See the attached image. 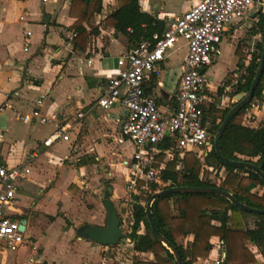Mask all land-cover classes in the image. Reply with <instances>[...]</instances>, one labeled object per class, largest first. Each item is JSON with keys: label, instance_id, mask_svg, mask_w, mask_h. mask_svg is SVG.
<instances>
[{"label": "crops", "instance_id": "0c3cea01", "mask_svg": "<svg viewBox=\"0 0 264 264\" xmlns=\"http://www.w3.org/2000/svg\"><path fill=\"white\" fill-rule=\"evenodd\" d=\"M70 1L0 0V102L8 100L13 105V109L0 113V164L15 166L26 156L32 157L31 173L20 182L9 209L13 217L26 220V243L16 251H0V264H33L30 257L45 264L153 261L154 253L134 250L128 236L133 223L134 196H140L141 191L127 189L133 144L127 138L117 141L125 111L118 106L112 109L95 106L101 86L118 68V56L130 47L127 37L116 33L105 20L117 8V0H100L99 10L82 22L88 33L84 50L74 47V37L68 39L75 20L69 15ZM138 1L143 12L163 20L166 26L197 0ZM230 25L237 23L229 24L226 31ZM25 31L29 32L28 36ZM236 49L233 52L241 61ZM173 53L160 63L159 74L145 82L148 94L162 112L173 111L176 105L174 92L181 60L172 66L168 59ZM248 64L246 61L241 69ZM211 84L215 91L213 81ZM39 98H42L41 104L36 103ZM35 107L44 116L68 117L72 122L69 139L44 145L55 122L42 123L32 118L24 123L17 117ZM78 112L84 115L76 118ZM252 113L256 119L250 115L248 126L263 125L264 108L258 110L257 107V113L253 110ZM157 148L156 165L161 163L165 167L166 162L176 156V169L182 168L180 159L184 153L163 149L160 145ZM200 161L199 177L206 170L207 180L218 186L227 174L225 167ZM139 184L143 183L140 181ZM167 184L162 180L161 185L156 184L155 191ZM143 191L150 189L147 187ZM251 191L261 195L264 187L257 185ZM104 194H109L121 218L122 239L111 246L95 244L75 233L84 223L105 225L106 211L101 203ZM146 201L138 199L144 207ZM169 214L178 216V211L174 208ZM241 220L243 227L237 229L255 226L253 215L244 214ZM211 224L220 225L216 220ZM227 228L235 229L230 223ZM136 233H145L142 222ZM192 240L193 235L187 234L178 237L176 242L188 248ZM209 244L207 257H199L191 264H216V260L222 264L225 256L223 240L219 235H213ZM33 245L37 249H32ZM244 246L257 264H264V255L258 246L250 241ZM161 255L165 256V253Z\"/></svg>", "mask_w": 264, "mask_h": 264}, {"label": "built area", "instance_id": "2783aa9c", "mask_svg": "<svg viewBox=\"0 0 264 264\" xmlns=\"http://www.w3.org/2000/svg\"><path fill=\"white\" fill-rule=\"evenodd\" d=\"M258 10L260 12L253 16ZM263 11L264 0H197L168 21L161 32L155 31L151 39L130 46L118 56V68L101 86L95 106L103 109L118 106L125 111L117 141L122 142L123 138H127L134 147L129 163L128 190L142 191L148 184H162L160 175L164 165H156L155 155L158 153L157 146L166 138L170 139L176 152H190L200 160L205 159L213 139L210 129L212 120L207 119V114L215 103L208 70L221 53L227 26L250 20L258 27ZM24 34L28 36L29 32L25 31ZM75 35L76 32L71 31L68 39ZM181 48H184V56L179 65V81L174 92L176 105L173 111L162 112L155 99L146 93L145 82L159 74L160 63L170 53ZM262 93L264 95V90ZM41 102L42 98L36 100L37 104ZM261 103L255 107L264 108V101ZM7 109H13L12 103L8 100L0 102V113ZM83 115L78 112L76 118ZM250 115H244V125H249ZM17 117L24 123L32 118L42 123L49 120L55 122L54 130L43 141L44 145L69 139L72 122L68 117L59 118L56 114L44 116L37 107L17 114ZM31 162L29 155L15 166L0 164V251H16L26 243L20 220L13 217L9 209L20 182L31 173ZM140 181L143 184H139ZM32 249H37V246L33 245ZM29 260L33 264H45L36 257ZM219 262L216 260V264Z\"/></svg>", "mask_w": 264, "mask_h": 264}, {"label": "trees", "instance_id": "16d2710c", "mask_svg": "<svg viewBox=\"0 0 264 264\" xmlns=\"http://www.w3.org/2000/svg\"><path fill=\"white\" fill-rule=\"evenodd\" d=\"M100 8V0H71L69 15L75 17L72 30L76 32L73 38V45L81 50L85 49L88 33L83 27L82 22L87 21L94 12ZM74 12H78L76 15ZM106 22L116 33L127 37L130 46L144 40L151 39L152 34L161 32L165 28L163 20L153 17L140 8L138 0H117V8L107 17ZM264 15H260L259 27L263 32ZM259 52L253 54L249 64L238 80L236 92H247L255 72L259 65L262 42L257 44ZM242 59L243 55L236 49ZM243 67V63H239ZM264 90V70L260 81L255 88L253 98L257 102H262ZM149 93V89H146ZM218 95L222 96V87L218 88ZM235 104V103H234ZM221 110V117L218 123L212 118L210 127L213 136L228 110L234 105ZM250 104V103H249ZM247 104L241 108L229 121L224 128L220 140L219 148L221 154L230 160L248 161L260 167L264 173V124L257 128L243 124V117ZM218 111L212 106L208 114ZM212 147L207 153L204 163L207 165L224 166L227 174L223 181L214 185L207 180L208 171L203 170L199 177L202 162L194 154L185 152L180 159L182 168L176 169L177 158L174 156L167 161L161 172V179L169 186H214L229 191L242 203L250 207L264 209V192L261 195L253 193L251 190L257 185L264 187L261 178L252 170L244 167H234L222 163L214 150L213 139ZM163 149H171L172 144L166 138L160 144ZM159 158L162 155L158 156ZM149 192H140V196H134L136 201L132 205L133 223L128 234L133 242L136 251H152L153 261H134L133 264H176L173 254L164 246L153 234L149 223L145 217V207L138 203V199L145 201L158 188L156 184H148ZM178 211V216L169 214L171 209ZM152 216L158 231L179 251L184 264H191L196 259L205 258L210 248L209 239L213 235H219L224 244V260L222 264H257L252 254L245 248L244 243L250 241L259 247L264 255V213L257 214L242 210L231 203L226 197L213 193H172L156 198L151 206ZM230 211L228 214L227 212ZM250 214L255 217L254 227L240 230L243 227L241 216ZM212 220L219 221V226L211 224ZM142 222L145 233L139 235L136 230ZM230 223L235 229H228ZM187 234L193 235V240L188 248L177 244L176 239ZM165 253V256L161 254Z\"/></svg>", "mask_w": 264, "mask_h": 264}, {"label": "water", "instance_id": "95a60500", "mask_svg": "<svg viewBox=\"0 0 264 264\" xmlns=\"http://www.w3.org/2000/svg\"><path fill=\"white\" fill-rule=\"evenodd\" d=\"M260 10L253 14L255 16ZM264 70V23H263V32H262V49L260 53V60L258 68L255 72V75L251 81L250 87L246 93L241 92L235 95V104L228 110L226 115L224 116L222 122L220 123L216 133L213 136V146L215 153L218 159L224 163L225 165L234 166V167H244L255 172L264 183V173L260 167L255 164L243 161V160H230L225 158L219 148V140L220 136L229 123L231 118L244 106L250 103L253 98V94L256 86L260 81V77ZM183 192H191V193H213L217 195H221L226 197L231 203L238 206L242 210L247 212L263 214L264 209L250 207L245 203L237 200L233 194L229 191L223 190L214 186H169L162 188L153 192L146 201L145 204V217L149 223L150 229L153 232L154 236L173 254L174 260L176 264H184L183 259L175 246H173L157 229L154 223V219L152 216L151 206L153 201L166 194L172 193H183ZM101 203L106 211V223L104 226H97L89 223L81 224L77 227L75 233L79 238L88 239L91 242L103 246H111L118 244L122 239V228H121V218L117 212L116 207L111 202L109 198V194H104ZM26 220L24 218L20 219V229L24 230Z\"/></svg>", "mask_w": 264, "mask_h": 264}, {"label": "rangeland", "instance_id": "374dc122", "mask_svg": "<svg viewBox=\"0 0 264 264\" xmlns=\"http://www.w3.org/2000/svg\"><path fill=\"white\" fill-rule=\"evenodd\" d=\"M262 14L264 15V11ZM248 15L250 18L251 14L249 13ZM233 31L235 32L233 33ZM261 42L262 32L260 31V27H257V25L250 22V20H247L244 24L240 22L237 23V25H230L228 30L224 32L221 55L218 57L214 67L209 70L213 84L216 86V90L212 92L213 97L215 98V103L212 106L218 111L207 114V119L212 120V118H214L215 123H218L221 117V110L230 107L236 102L235 95L238 94L236 92L237 79L243 74V70L239 67L238 63L242 62L244 65L249 58V55H251L250 58H252L253 54H257L259 52L257 44ZM235 48H239L243 55L241 61H239L238 57L233 52ZM183 54L184 48L174 52L168 59L169 63L172 66L177 65ZM220 87L223 89L222 96L217 93L218 88ZM226 87L227 90L225 89ZM262 101H264V95ZM257 104L261 105L262 103L260 102L259 104L256 99H251L250 104L245 110V114H250V112L251 115L254 114L252 113V110L257 113V107H255ZM258 110H261V106H258ZM252 116L256 119L254 115Z\"/></svg>", "mask_w": 264, "mask_h": 264}]
</instances>
